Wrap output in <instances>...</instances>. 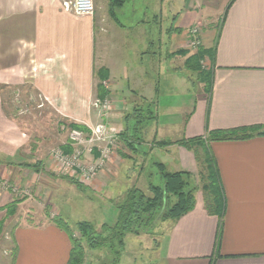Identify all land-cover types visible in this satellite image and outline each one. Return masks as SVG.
Returning a JSON list of instances; mask_svg holds the SVG:
<instances>
[{
  "label": "crops",
  "instance_id": "obj_1",
  "mask_svg": "<svg viewBox=\"0 0 264 264\" xmlns=\"http://www.w3.org/2000/svg\"><path fill=\"white\" fill-rule=\"evenodd\" d=\"M199 1L179 14L174 27L171 24L166 29L168 35H175L168 39L166 62L181 67L179 82L187 86L185 77L193 74L185 64L191 55L188 36L179 39L177 33L188 35L197 27L199 45L206 50L215 47L214 61L205 57L212 71L211 88L198 80V90L186 94L187 99L171 100L173 104L164 100L161 132L156 125L150 134L143 128L158 123L161 99L155 64H148L149 68L143 64L148 52L145 45L153 39L140 37L142 32L135 37L129 34L142 18L111 23L97 13L74 15L63 9L61 0H0V178L8 183L0 189V225L3 234L11 237L7 251L12 255L15 250L11 264L67 263L71 239L54 223L53 211L55 216L62 213L68 222L66 207L71 202L63 193L77 189L51 160L50 138L30 135L14 114L8 115L4 93L15 92L14 88L38 92L58 112V124L70 117L84 124V131L101 122L121 130L110 161L99 169L91 185L83 186L114 205L134 184L144 180L148 187L150 182L139 162L128 168L125 159L116 156L125 152L121 145L132 142L130 138L140 141L135 143L137 154L144 156L148 146V157L162 162L169 171L193 173L197 167L194 154L177 140L257 125L264 130V0H233L227 9L229 0ZM122 36L123 41L116 39ZM101 74L105 76L102 80L98 78ZM99 82L109 100L106 117H100L90 105L93 98L98 99ZM133 120L138 124L135 131L130 127ZM57 134L58 146L71 152L68 134ZM160 142L167 144L160 146ZM98 147L96 143L89 157L97 158ZM208 148L219 170L222 219L206 211L203 196L196 192L194 207L173 223L167 221L169 226L159 243L150 248L147 264H264V134L215 140ZM157 150L164 157L155 158ZM24 190L33 197L19 201L15 193ZM76 197L74 193L72 199ZM13 207L24 210L22 218L17 217L18 212L11 213ZM33 209L37 210L29 219ZM34 218L37 220L32 222ZM220 221L221 241L215 252ZM103 223L107 222L97 225ZM90 261L85 259L83 264Z\"/></svg>",
  "mask_w": 264,
  "mask_h": 264
},
{
  "label": "rangeland",
  "instance_id": "obj_2",
  "mask_svg": "<svg viewBox=\"0 0 264 264\" xmlns=\"http://www.w3.org/2000/svg\"><path fill=\"white\" fill-rule=\"evenodd\" d=\"M197 1L200 3L199 0H128L124 2L120 6L114 7V16H111L110 13H108V1L107 0H94V13L98 14L99 16L103 15L106 16V20L108 22H120L121 24H125L126 22H130L131 20L137 21V18H142L143 21L139 22V27L129 30L130 37L138 36L137 33L142 32L143 34L139 35L140 37H146L153 39V43L145 45V48L148 50L146 52L147 57L143 59V64L149 68L148 64L154 63L155 64V71L156 76L154 77L159 82V88L160 93L159 96L161 97L159 102V107L157 111L159 112L160 116L158 118V123H152L147 124L143 128V130H146L150 132V134H153L155 131V127L160 126L158 131L161 132V124L164 122V108H163V101L166 100L169 102V104H173L171 100H176V103H178L180 100H185L188 98V95L186 94H194L199 88V84L197 83L198 80H200V74L199 71H205L207 69V59H201L199 64L197 66H194L192 63V67H195V71L190 69L193 74L188 75L187 78V86H183L181 82H179L180 74H183V70L181 67H173L175 65H169V63L166 62V49L168 48V39L171 37L173 38L174 34L168 35L166 33V29L170 27L172 24L173 27L175 26V20H177L179 14L182 12H185L190 8L193 3ZM196 3V2H195ZM138 22V21H137ZM119 35V34H117ZM117 35H113L111 33L110 36L112 37H119ZM175 36V35H174ZM188 36V52L191 53L194 50L196 52L197 48H192L189 45V40L191 37H189V34L186 35L184 32L177 33V37L180 39V37H187ZM120 40H124V37L116 38ZM192 39V38H191ZM194 52V53H195ZM189 55V56H191ZM188 56V57H189ZM187 59V58H186ZM198 63V62H197ZM159 64V65H158ZM169 67H171L169 69ZM159 68V69H157ZM169 69V71H168ZM188 72H184V75H187ZM190 74V72H189ZM151 75V74H150ZM153 76V75H152ZM177 81L176 84L174 82ZM125 86L128 85L126 80L122 81ZM180 83V84H179ZM187 87L188 91H184V88ZM15 92H11L7 94H3V103L5 107V111L8 113V115L12 116L14 114V118L17 120L18 123H20V126L28 132L30 135H37L39 137L47 135L52 141L49 142V156L53 149L59 148L63 153H65L60 146H58V140H56V135L59 133L60 135H67L71 129H78L75 127V125L81 126L84 128V124H78L74 122V120H67L62 123L58 124V112L55 108H53L50 104L46 103L43 98L39 95L38 92L34 90L27 91V89L24 91L20 89H13ZM158 96V95H157ZM107 99V98H103ZM99 99V100H103ZM98 100L93 98L90 102L91 107L94 109L96 108L98 110V114L100 117H106L107 111L105 112L103 108L95 106L94 102ZM108 100V99H107ZM43 101V102H41ZM109 101V100H108ZM80 111L79 109H77ZM13 117V116H12ZM136 120V119H135ZM133 120V122L130 124V127L132 131H135V128L138 127V124L136 121ZM104 125L103 122L99 123ZM63 125V126H62ZM74 125V126H73ZM87 127V126H86ZM95 127V126H93ZM90 127V128H93ZM112 127V126H111ZM90 128L88 131L90 132ZM114 128V127H112ZM116 136H115V144L111 149L108 158L105 160L104 167L111 159V157L114 155V148L115 145L117 146L119 142V138L117 135L121 132V130H116ZM84 130V129H83ZM141 130V127L140 129ZM132 142L127 143V145H121L122 149L121 151L123 154H116L118 158H124L125 159V165L128 166V168L131 166H138L143 167V174L146 178L149 177L150 181L154 184H160L159 175L157 173V167H156V161L153 160L150 157H148V146H145V154L144 156H141V152L138 154L136 153V147L135 143H139V139L137 138H130ZM146 141V140H145ZM152 142V141H149ZM152 143L157 144L158 142L153 141ZM103 144V143H102ZM147 144V143H146ZM73 147V146H72ZM74 148V147H73ZM73 150V149H72ZM65 153L70 154L72 153ZM143 152V151H142ZM143 152V153H144ZM163 151L157 150L154 154L159 155L161 157H164L162 154ZM162 154V155H161ZM168 158L169 155H166ZM51 160L52 157L50 156ZM98 158V156H97ZM156 158V157H155ZM165 159V158H164ZM84 162L94 160L93 158L89 157V154H85L82 158ZM153 160V161H152ZM137 162L138 165L136 164ZM197 165V163H196ZM101 167V168H102ZM61 175V174H60ZM143 175V177H144ZM193 179L196 185H199L198 183V166L196 167L195 171L192 173ZM62 176V175H61ZM63 176L70 177L66 174ZM74 179V178H72ZM74 181V180H73ZM94 181H75L78 185H75L72 183L67 182L74 187L77 190H73L71 192L67 191V193H63L65 198H68V200L71 202L68 207H66V211L69 214L70 220H67V224L70 227H73L75 225V222L87 220L94 224L96 227L97 235H106L107 230L102 228V225H97V222L100 223L102 221L107 222V224H112L116 218L117 209L114 203L111 201H108L107 199L100 200L99 194H93L92 191L89 190L88 186L91 185V183ZM134 184L133 186H139L144 192L149 193L148 188L146 186V182L144 180L140 181V183ZM200 186V185H199ZM68 188V187H67ZM198 194L202 195V191L200 189L197 190ZM74 193L76 194V198L72 199ZM125 193V192H124ZM122 194V196L124 195ZM16 194V199L19 201L23 199L24 197H30V199L33 197V193L27 190V194L18 191ZM86 194V195H85ZM81 195V196H80ZM89 198V199H88ZM93 200L94 202H97L96 204L92 202L90 204L89 201ZM118 198V197H117ZM17 201V200H16ZM117 201V200H116ZM37 207V206H36ZM45 211L48 213L49 206L45 205ZM37 209L31 210V214H29L32 218L33 214L32 212H36ZM24 211L23 209H14V214L17 213L18 218H22V214ZM26 212V211H25ZM53 217L56 215V212H54ZM74 214L75 217L72 215ZM26 215V214H25ZM61 217L63 218V214L61 213ZM37 218L32 219L31 221H35ZM64 219V218H63ZM20 221V219L18 220ZM169 223V222H168ZM167 221H160L156 222L152 227L148 228L146 232H143L139 235H135L132 233H129L125 236V243L123 246V249H120V253L117 258V253H115L114 249L110 250L106 245L103 246H95L90 247L86 240L84 238H81L80 241L83 243L84 246V260L85 259H91L90 263L93 264V261H95L96 264H142L144 261H146V264L148 260H150L152 252H150V248H152L154 245L159 243V240L161 238V235L165 230H167V227L169 226ZM168 225V226H167ZM75 237L80 238V233L74 232ZM7 236V237H5ZM12 241L11 237L8 233L3 234L0 236V264H11L12 263V255L10 252L7 251L9 247L11 246ZM6 252V254L4 253Z\"/></svg>",
  "mask_w": 264,
  "mask_h": 264
},
{
  "label": "trees",
  "instance_id": "obj_3",
  "mask_svg": "<svg viewBox=\"0 0 264 264\" xmlns=\"http://www.w3.org/2000/svg\"><path fill=\"white\" fill-rule=\"evenodd\" d=\"M107 1L108 13L114 16V7L120 6L128 0ZM232 1L229 0L226 9ZM214 51L215 47L206 50L199 45L196 52L185 60L186 67L195 71V67L191 66L192 63L194 66H197L200 60L205 57L212 63L214 61ZM198 73L201 77L199 79L205 83L206 88H211L212 71L210 63H207L205 71H199ZM98 78L102 80L105 76L101 74L98 75ZM97 88L98 99H103L106 94L101 82L98 83ZM75 127L83 128L78 125H75ZM257 134H264V130H261L260 125L246 129L209 131L206 136H195L177 140L176 143L193 152L198 166V184L200 186L195 184L192 173L185 170L169 171L162 162L156 161L157 173L160 176L161 183L154 184L150 181L147 187L149 193L144 192L137 186L128 188L122 199L115 201L117 214L114 222L112 224L103 223L102 225V228L107 230L106 235H97L96 227L90 221H78L73 227H70L62 217L59 215L54 216V223L59 228L65 230L71 239V249L66 264H83L84 246L80 241L81 238H84L90 247L106 245L110 250L114 249V252L117 253L115 260H117L120 249H123L124 239L127 234L139 235L160 221L173 223L194 207L195 195L198 189L202 191L206 211L222 219L224 196L217 163L209 151L208 144L215 140L241 139ZM166 144L167 142H160V146ZM65 178L73 184L78 185L71 177ZM13 212L14 207L11 213ZM221 227L222 222L220 221L216 235L215 252L218 251L221 241ZM2 228L3 225L1 224L0 236L3 233ZM74 232L80 233V238L75 237ZM14 256L15 250L13 251L12 259H14Z\"/></svg>",
  "mask_w": 264,
  "mask_h": 264
},
{
  "label": "built area",
  "instance_id": "obj_4",
  "mask_svg": "<svg viewBox=\"0 0 264 264\" xmlns=\"http://www.w3.org/2000/svg\"><path fill=\"white\" fill-rule=\"evenodd\" d=\"M63 9L78 16H92L94 14V0H61ZM189 45L192 48L200 44L199 30L192 27L189 31ZM95 106L101 107L104 111L109 109L107 99L96 100ZM116 131L106 125H96L90 128V132L81 129H71L68 133L69 140L73 145L72 153L65 154L59 148L51 151L50 156L59 168V172L66 174L75 181H90L96 178L99 169L104 165L105 160L115 144ZM96 143H99V155L94 160L84 162L85 154H90ZM103 143V144H102ZM8 183L0 178V189L7 188ZM27 194V190L21 191Z\"/></svg>",
  "mask_w": 264,
  "mask_h": 264
}]
</instances>
